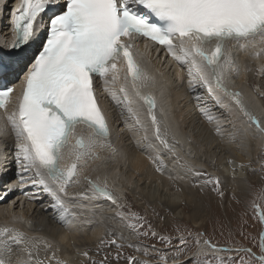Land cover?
<instances>
[{
    "label": "snow or ice",
    "instance_id": "1",
    "mask_svg": "<svg viewBox=\"0 0 264 264\" xmlns=\"http://www.w3.org/2000/svg\"><path fill=\"white\" fill-rule=\"evenodd\" d=\"M57 2L20 0L11 15L12 49H21L36 39L37 18ZM135 37L152 41L186 67L190 89H206L220 105L225 102L217 92L223 93L264 134V128L245 108L242 94L230 91L224 83L226 71H237L228 44L246 52L255 49L257 43L264 44V0H65L63 10L50 18L42 50L24 75L15 108L6 117L15 135V158L22 173L19 179L27 183L23 174L33 173L31 183L43 186L63 217L73 215L64 199L68 190L80 182L89 161L99 159L94 151L96 142L111 147L107 120L96 98L97 78L122 110L121 115L126 112L147 141L149 128L141 119L143 101V115L150 122L154 139L169 148L156 116V100L141 92L144 87L155 86L156 81L145 68L144 54L133 51V45L125 42ZM250 54L255 58L261 52ZM121 64L122 76L118 68ZM9 74L10 66L0 60V109L6 112L15 91V85L8 81ZM196 100L197 107L208 115L202 97L198 95ZM213 119L210 117L209 122ZM78 128L89 130L91 135L85 138ZM84 180L92 198L103 197L117 209L122 207L106 180L103 185L88 176ZM214 183L218 185L219 181ZM117 215L129 219L124 212L117 211ZM259 219L264 223V211L259 212ZM129 227L137 229L138 225L131 223ZM0 237V264H13L11 244L24 245L23 252L27 253L15 264H43L39 259L32 261L29 245L33 242L23 233L5 228ZM260 239L258 257L251 249L244 251L264 264V234Z\"/></svg>",
    "mask_w": 264,
    "mask_h": 264
},
{
    "label": "bare ground",
    "instance_id": "2",
    "mask_svg": "<svg viewBox=\"0 0 264 264\" xmlns=\"http://www.w3.org/2000/svg\"><path fill=\"white\" fill-rule=\"evenodd\" d=\"M18 2L19 0H0V60L4 65L10 66L8 81L16 87L23 84L24 75L34 62L36 52L40 51L50 18L60 12L58 8L51 6L42 13L37 18L39 28L32 46H27L15 57H8L4 50L7 47L6 39L12 32V9ZM125 42L133 45V51L144 54L145 68L156 81L155 86L144 87L141 92L142 95H150L156 100L155 112L160 121L161 133L172 150L163 147L154 139L150 122L146 115H143L146 112L143 101H140L141 119L149 128L147 141L143 139L144 133L133 127L134 121L128 119L127 113L121 115L122 110L104 90L102 81L96 80V98L107 120L110 130L108 144L111 147L102 141L96 142L94 151L99 159L89 161L80 176V182L74 184L68 190L69 195L64 197L73 215L63 217L58 213L53 207L51 196L43 191V186L31 183L33 173L23 174L27 183L19 179L22 173L15 158V135L6 118L13 111L12 103L8 105L7 112L0 109V231L5 228L14 229L23 233L26 240L32 241L29 248L33 262L39 259L43 264H82L87 256L84 254L88 253L93 244H98L99 237L107 233V229L111 233L118 232L115 225H103L108 217L117 218L116 206L103 197L92 198L84 176L102 185L106 180L108 189L117 197V201L118 198L126 199L130 193L136 201L144 200L140 204L158 209L150 202L155 199L160 207L169 212V221L186 219L193 222L192 226L197 228L200 226L196 212L201 210L199 201L193 202L195 212L191 213V216L182 211L184 204L190 202L187 197L184 198V194L195 195L201 191L199 185L191 186L193 179L188 175L196 171L210 179L215 176L220 184L224 181H227L228 187H232V184L231 192L241 194L245 189L243 181L248 171L246 161L255 162L257 154L264 150V134H261L256 124L240 112L235 103L223 96V93L217 92L224 100V105L217 104L209 97L206 89L198 87L193 91L189 88L186 67H181L165 51L157 57L153 56V51L147 52L139 40L129 38ZM227 48L237 71H226L225 86L230 91L242 94L245 108L256 118L260 128H264V105L260 99V90L252 89L254 79L258 75L264 88V51H261L264 44L257 43L256 48L249 52L231 43ZM250 52L261 54L254 58ZM123 67L122 64L118 65L121 76ZM198 95L202 97L201 104L208 115H204L197 107ZM210 117L215 118L214 130L209 127ZM198 120H203V129L200 128ZM218 126L221 132L229 133L223 135L221 140L216 137ZM195 129L199 131V135H195ZM77 132H83L85 138L91 135L82 128H78ZM234 137L238 153L232 150L234 142H229L231 139L234 141ZM212 141L220 149L226 147L227 150H232L238 162L235 158L231 165L226 166L225 160H228L229 153L226 157L225 154L219 153L221 150L218 148V153L215 148L213 151ZM230 158L232 159L231 155ZM67 162L70 161L66 160L65 163ZM122 208L124 207L120 210ZM155 211L160 213L159 210ZM23 247L24 245L11 244L13 264L18 257H27Z\"/></svg>",
    "mask_w": 264,
    "mask_h": 264
},
{
    "label": "rangeland",
    "instance_id": "3",
    "mask_svg": "<svg viewBox=\"0 0 264 264\" xmlns=\"http://www.w3.org/2000/svg\"><path fill=\"white\" fill-rule=\"evenodd\" d=\"M254 81L252 89L260 90V99L264 105V88L260 75ZM215 115L219 114L215 113ZM198 123L203 129L205 126L203 120H198ZM215 125V120H212L209 127L214 130ZM197 131L194 130L195 135H199ZM215 132L218 140H221L223 135L229 134L221 130ZM233 139L234 141L231 139L229 142H234L232 150L238 153L239 151L235 149L238 147L237 141L235 137ZM211 143L213 151L215 148L217 153L221 150L219 152L221 155L225 154L226 157L229 155L228 160H225L226 166L231 165L235 158L238 162L232 150H227L226 147L220 149L214 141ZM257 155L255 162L246 161L248 171L243 181L245 182L243 189H245L241 194L231 192L233 185L228 187L227 181L218 185L214 183L218 180L215 176L210 179L196 171L188 175L193 179L191 186L199 185L201 191L195 195L184 194V198L187 197L190 202L184 204L182 211L191 216V213L195 212L193 202L199 201L201 210L196 212L200 226L197 228L192 226L193 222L186 219L169 221L167 219L170 217L169 212L160 207L155 199L150 202H153L158 209L140 204L144 200L136 201L130 193L126 199L118 198V203L124 207L122 208L124 210L119 208L117 211L124 212L129 219L124 220L120 216L108 217L103 225L106 226L107 223L109 226L115 225L118 232L111 233L107 229V233L99 237L98 244H93L89 249L82 264H129V258H133L132 264H259V260L250 258L244 251L251 249L258 257L261 254L260 237L264 234V223L259 219V212L264 211V150ZM205 181L213 182L205 183ZM177 185L180 189V185ZM15 188L16 186L13 190ZM155 210H159L160 213ZM134 217L141 219L137 220ZM131 223L137 224L138 228L129 227ZM141 224L143 226L139 227ZM153 232L156 235H152ZM181 239L184 243H181ZM113 240L116 244L112 243ZM117 245L122 247L117 248Z\"/></svg>",
    "mask_w": 264,
    "mask_h": 264
}]
</instances>
